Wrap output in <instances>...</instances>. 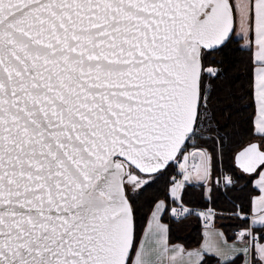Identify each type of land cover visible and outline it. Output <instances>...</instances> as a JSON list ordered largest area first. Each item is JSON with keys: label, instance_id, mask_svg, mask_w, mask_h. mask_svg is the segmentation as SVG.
<instances>
[{"label": "water", "instance_id": "obj_1", "mask_svg": "<svg viewBox=\"0 0 264 264\" xmlns=\"http://www.w3.org/2000/svg\"><path fill=\"white\" fill-rule=\"evenodd\" d=\"M234 24L230 0H0V264H127L126 186L185 145Z\"/></svg>", "mask_w": 264, "mask_h": 264}, {"label": "trees", "instance_id": "obj_2", "mask_svg": "<svg viewBox=\"0 0 264 264\" xmlns=\"http://www.w3.org/2000/svg\"><path fill=\"white\" fill-rule=\"evenodd\" d=\"M230 1L232 4V0ZM201 60L200 87L201 90L204 84L207 87L205 102L198 109L196 123H202L203 130L209 137L198 138L196 144L209 155L210 176L207 185L185 183L180 192V200L188 206L209 207L214 210L213 225L231 240L234 236L233 229L248 226L251 201L258 193L253 183L256 171L253 174L240 171L234 165V154L248 143H264V134L255 132L253 122L256 112L253 95V48L243 45L242 38L233 33L219 48L203 51ZM219 170L230 173L235 183L225 189L216 186L212 179ZM174 175L175 166L172 162L134 195H126L134 224L133 246L127 264L131 262L147 219L158 201L165 203L161 220L167 225L168 242H179L185 249H194L200 245L202 227L195 213L190 212L180 220L173 219L167 213L166 208L171 202L168 191ZM252 230L255 239L264 242V224L253 226ZM241 258L238 255L232 260L220 262L214 255L205 254L198 264H241ZM251 258V264H257L253 253Z\"/></svg>", "mask_w": 264, "mask_h": 264}, {"label": "crops", "instance_id": "obj_3", "mask_svg": "<svg viewBox=\"0 0 264 264\" xmlns=\"http://www.w3.org/2000/svg\"><path fill=\"white\" fill-rule=\"evenodd\" d=\"M232 4L234 32L236 30L237 37L242 38L243 45L253 48V95L256 109L253 122L255 132L262 135L264 134V0H232ZM261 145L259 147L263 150ZM206 176L205 173L204 177ZM147 181L149 180L145 182ZM195 183H205V181ZM253 183L258 193L252 198L248 215V223L251 227L264 224V164L256 170ZM164 209L163 201H158L154 205L130 264H198L205 254L214 255L220 262L241 255V264H251L252 253L257 264H264V242H257L250 247L247 241L238 235L228 240L224 232L214 225L202 226V240L197 248L185 249L179 242L169 243L167 225L161 220Z\"/></svg>", "mask_w": 264, "mask_h": 264}, {"label": "built area", "instance_id": "obj_4", "mask_svg": "<svg viewBox=\"0 0 264 264\" xmlns=\"http://www.w3.org/2000/svg\"><path fill=\"white\" fill-rule=\"evenodd\" d=\"M206 87L207 84H204L201 90L199 107L204 105ZM208 137L209 134H207L203 130L202 123L201 122L196 123L188 136L187 142L181 148L178 155L175 157L173 161L175 166V175L172 177V183L170 184L168 191L171 202L169 203L166 209H167V213L175 220H180L183 217H185L188 213L192 212L199 217L201 226L213 225L212 220H213V215L215 213L214 210L210 209L209 207L199 208V207L188 206L180 200V192L184 184L190 181L195 183L194 175L197 172L198 169L197 166L200 163V157L198 154H201L205 158V160L207 158L206 156H208L209 158L208 153L203 148L198 147L196 144L198 138H208ZM212 181L216 186H219L221 189L230 187L235 183V179L230 175V173L224 170H219L214 175ZM232 232L234 235L241 236L243 240L247 241L250 247L258 242L255 239L253 235L252 227L249 224L246 228L233 229Z\"/></svg>", "mask_w": 264, "mask_h": 264}, {"label": "rangeland", "instance_id": "obj_5", "mask_svg": "<svg viewBox=\"0 0 264 264\" xmlns=\"http://www.w3.org/2000/svg\"><path fill=\"white\" fill-rule=\"evenodd\" d=\"M234 35H236V30L234 32ZM264 147V143L261 145V148ZM200 157V163L197 166V172L195 173V177H194V181L196 182H200L201 180L205 181L206 185L209 181V171H210V165H209V160L207 158V160H205V158L201 155L198 154ZM207 157V156H206ZM207 174L206 178L204 177V174ZM152 179H150L149 181L143 183V184H138V186L136 187H131V186H127L126 187V195H134L136 192H138V190L140 188H142L143 186H145L148 182H150ZM191 182V181H190ZM193 183V182H191Z\"/></svg>", "mask_w": 264, "mask_h": 264}, {"label": "bare ground", "instance_id": "obj_6", "mask_svg": "<svg viewBox=\"0 0 264 264\" xmlns=\"http://www.w3.org/2000/svg\"><path fill=\"white\" fill-rule=\"evenodd\" d=\"M234 33V32H233ZM201 82V81H200ZM200 93H201V87H200ZM200 101V100H199Z\"/></svg>", "mask_w": 264, "mask_h": 264}, {"label": "flooded vegetation", "instance_id": "obj_7", "mask_svg": "<svg viewBox=\"0 0 264 264\" xmlns=\"http://www.w3.org/2000/svg\"><path fill=\"white\" fill-rule=\"evenodd\" d=\"M263 150H264V147H263Z\"/></svg>", "mask_w": 264, "mask_h": 264}]
</instances>
